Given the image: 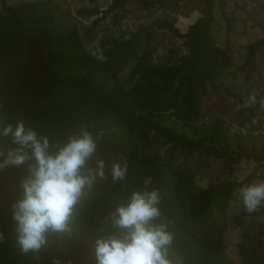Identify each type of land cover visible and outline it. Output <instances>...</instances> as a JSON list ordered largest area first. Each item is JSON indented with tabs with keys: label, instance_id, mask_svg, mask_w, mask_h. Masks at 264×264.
Returning a JSON list of instances; mask_svg holds the SVG:
<instances>
[{
	"label": "trees",
	"instance_id": "1",
	"mask_svg": "<svg viewBox=\"0 0 264 264\" xmlns=\"http://www.w3.org/2000/svg\"><path fill=\"white\" fill-rule=\"evenodd\" d=\"M164 1L114 0L106 10H80V14L96 17L83 37L72 14L57 0L16 4L0 0V122L22 119L53 141H62L86 126L98 139L91 166L104 159L107 177L97 179L85 198L73 221V233L51 235L37 260L32 254L19 253L10 219V205L19 198V181L27 164L0 171V231L5 236L0 242V264H52L53 257H59L62 264H94L93 241L101 225L109 227L107 214L125 204L130 192L142 188L149 176L152 187L161 193L165 218L172 221L173 258L181 264H264V251L258 253L256 248L263 243V232L258 237L247 234L252 244L239 246L240 263L230 258L224 239L227 210L242 186L231 176L244 159L253 160L256 169L264 168V149L247 151L239 144L234 150L223 118L203 131L193 126L203 115L206 98L219 93L220 79L233 65L230 40L220 46L213 36L216 5L231 29L226 0H198L204 6L202 13L185 32L176 26L175 18L164 16L140 24L131 37L120 31L118 36L111 33L101 38L91 48L87 45L91 33L108 15L119 22L117 11L125 10L129 2L150 11ZM162 31L183 39L188 53L172 63L174 50L167 60L157 56L165 41L157 35ZM98 47L104 61L93 56ZM262 48L264 37L245 46L241 71L247 78L257 69ZM130 64V75L123 80L120 74ZM247 95H256L257 106L264 98L262 93ZM255 109L250 108L247 121H255L260 128ZM3 146L13 147L0 139ZM203 154L222 160L230 176L200 186L196 178L209 163L198 162L193 168L190 161ZM121 157L128 160V174L124 181L113 183L111 164ZM254 176L255 171L249 175L250 179Z\"/></svg>",
	"mask_w": 264,
	"mask_h": 264
},
{
	"label": "clouds",
	"instance_id": "2",
	"mask_svg": "<svg viewBox=\"0 0 264 264\" xmlns=\"http://www.w3.org/2000/svg\"><path fill=\"white\" fill-rule=\"evenodd\" d=\"M93 56L106 59L99 47ZM257 102L256 95H251L245 106ZM259 104L264 107V98ZM0 139L13 145L0 147V171L27 164L26 174L19 181V198L10 205V219L19 253L32 254L38 260L51 235L73 233V221L85 198L97 179L107 178L106 161L97 159L91 166L98 139L86 126L70 132L62 141H53L18 119L15 123L0 122ZM128 168L125 157L112 162V182L124 181ZM142 184L130 192L125 204L107 214L109 227H99L92 248L94 264H181L170 253L174 233L169 229L172 221L165 218L161 207V193L152 187L150 176ZM239 192L248 213L264 207V182L241 187ZM4 239L0 231V242ZM52 264H62L61 259L53 257Z\"/></svg>",
	"mask_w": 264,
	"mask_h": 264
},
{
	"label": "rangeland",
	"instance_id": "3",
	"mask_svg": "<svg viewBox=\"0 0 264 264\" xmlns=\"http://www.w3.org/2000/svg\"><path fill=\"white\" fill-rule=\"evenodd\" d=\"M20 1H37V0H6L7 4H16ZM61 3L62 8L69 11L72 15V21L77 23L80 32L85 37L86 31L92 24L95 16L80 14V10H106L114 0H57ZM163 6V7H162ZM162 6L146 11L135 2H129L125 5V10L117 11L119 22L114 21L113 15H108L100 25L91 33V42L87 43L91 48L101 38L120 31H126V36L131 35L137 30L142 23H151L154 20L164 16L176 19V26L185 32L187 28L200 16L203 5L198 0L175 1L165 0ZM227 16L230 18L231 29H228L226 18L221 14L218 6H215L213 24L214 43L220 46H226L227 40H230L233 48V65L220 79V91L218 94L209 95L204 104L203 115L195 120L193 126L196 131H203L208 128L217 118H223L225 126L229 127L228 140L234 150L238 149L241 144L247 151L262 152L264 149V107L258 103L252 106H245L249 97L247 94L264 95V48L257 56V69L249 78L241 71L245 63L246 50L245 46L258 38L264 37V0H226ZM117 17V19H118ZM122 18V19H121ZM160 38L165 41L159 45L157 56L168 59L170 51L174 50V57L170 63L188 53V48L184 45L183 39L170 37L165 32H158ZM133 68V64L124 67L120 78L126 80ZM226 87L230 90H227ZM237 94V96L233 95ZM261 127H256L250 118V108H254ZM198 162L209 163L205 168H201L196 178L198 184L202 187L210 183H217L227 177L229 173L224 170L223 161L214 156L195 155L191 160L192 167H196ZM253 160L244 159L236 167V172L231 178L242 182V186L254 183L264 182V168H257ZM255 171V176L250 179L249 175ZM240 187V188H241ZM239 188V189H240ZM239 189L235 192L231 205L227 210L228 230L224 239L227 246V252L230 258L240 263L239 246L243 243L252 244L247 237H258L263 232L261 245H256L258 253L264 251V207H261L255 213H248L242 203V197ZM253 241V240H252Z\"/></svg>",
	"mask_w": 264,
	"mask_h": 264
}]
</instances>
